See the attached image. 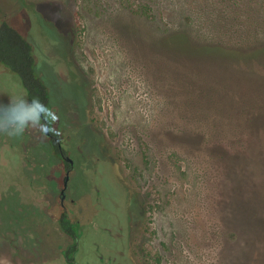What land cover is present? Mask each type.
Wrapping results in <instances>:
<instances>
[{"label":"rangeland","instance_id":"374dc122","mask_svg":"<svg viewBox=\"0 0 264 264\" xmlns=\"http://www.w3.org/2000/svg\"><path fill=\"white\" fill-rule=\"evenodd\" d=\"M2 20L32 43L45 113L75 162L78 263L264 264V54L155 42L185 31L257 49L264 0H0ZM20 89L0 65V264H67L33 190L56 197L62 161Z\"/></svg>","mask_w":264,"mask_h":264},{"label":"trees","instance_id":"16d2710c","mask_svg":"<svg viewBox=\"0 0 264 264\" xmlns=\"http://www.w3.org/2000/svg\"><path fill=\"white\" fill-rule=\"evenodd\" d=\"M227 3H236L238 0H226ZM227 18L230 23V18ZM198 42L193 43L192 36L185 31H162L156 38L162 47L179 53L180 55H220L234 58L238 61H248L253 57L264 54V45L250 51H242L239 47L224 43L204 42L198 35ZM0 62L12 71L17 72L28 90V99L31 103L47 104L49 91L47 85L35 72L33 45L17 29L6 22L0 24Z\"/></svg>","mask_w":264,"mask_h":264},{"label":"flooded vegetation","instance_id":"af4514ba","mask_svg":"<svg viewBox=\"0 0 264 264\" xmlns=\"http://www.w3.org/2000/svg\"><path fill=\"white\" fill-rule=\"evenodd\" d=\"M2 22L8 23L6 20H2L0 22V24ZM9 25H11V24H9ZM12 27H14V26H12ZM15 29H17V28H15ZM33 55H34V48H33ZM34 59H35V67H34L35 72L40 78H42L38 72V69H37L38 66H37V59H36L35 55H34ZM0 65L7 68L1 62H0ZM7 69H9V68H7ZM13 72H15V71H13ZM15 73H17V72H15ZM19 77H20V75H19ZM20 79H21V77H20ZM21 82L23 84L24 90L20 89V90H18V92L23 96V100L24 99L26 100V103L30 106V110L36 109V116L34 117V120L36 121V127L34 128L35 131H38V130L41 131V135L43 137L44 145H48L49 149L51 150L50 153H51L52 157L54 159H58V160L62 161V166L59 168L62 171V173H61L62 176L60 178H58V184L56 185V190L58 191L57 196L56 197H45L46 196L45 195L46 189L44 188V185L39 184V185H37V187H35V189H33L34 194L37 193V195H38V196H35V198L38 197L37 202H38L40 209L43 211V213L52 217V222L54 224V228L59 231L61 238H63V242H65V244L60 247V253H61L63 259L67 262V264H80L76 261V258H75V252H76V248H77L76 242H77L78 234L80 232V222H79V219L77 218V215L74 213V210L72 208V204L74 203V198H72V197L68 198V183L70 180L71 173L74 171L75 162H74V159L65 150L64 143L62 142V138L60 136V133L51 127V120H50V118L47 117V115L45 113L46 104H42L43 105L42 115H40L38 113V105L39 104L31 103L29 101L28 90L25 87L22 79H21ZM23 104H24V102H23ZM45 126H47L48 130H49L48 135L43 131ZM39 127H40V129H39ZM67 157L71 158L72 162L69 161L68 159H66ZM43 164H44V162H42L41 165L39 164V168H41L43 166ZM40 170L41 169H39L38 172L33 173V176L35 179L37 177L38 179L41 180V178L43 177L44 173L41 172ZM67 171L69 172V179H68L67 187L65 189L64 198L61 199V189L63 188L64 176L66 175Z\"/></svg>","mask_w":264,"mask_h":264},{"label":"water","instance_id":"95a60500","mask_svg":"<svg viewBox=\"0 0 264 264\" xmlns=\"http://www.w3.org/2000/svg\"><path fill=\"white\" fill-rule=\"evenodd\" d=\"M42 108H43V105L42 104H39L38 105V113L40 115H42ZM43 131L48 135L49 134V130H48V127L45 126V128L43 129ZM66 159H68L69 161L72 162V159L67 157ZM68 179H69V172L67 171L66 175L64 176V183H63V188L61 189V199L64 198V195H65V189L67 187V183H68Z\"/></svg>","mask_w":264,"mask_h":264}]
</instances>
